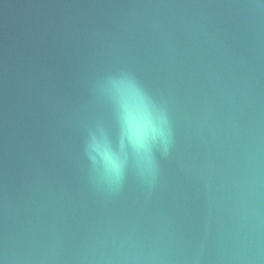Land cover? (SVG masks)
Returning <instances> with one entry per match:
<instances>
[{"label": "water", "instance_id": "obj_1", "mask_svg": "<svg viewBox=\"0 0 264 264\" xmlns=\"http://www.w3.org/2000/svg\"><path fill=\"white\" fill-rule=\"evenodd\" d=\"M119 70L173 140L112 188L84 142L121 151ZM0 264H264V0H0Z\"/></svg>", "mask_w": 264, "mask_h": 264}, {"label": "clouds", "instance_id": "obj_2", "mask_svg": "<svg viewBox=\"0 0 264 264\" xmlns=\"http://www.w3.org/2000/svg\"><path fill=\"white\" fill-rule=\"evenodd\" d=\"M94 93L104 98L113 111L121 151L113 146L107 130H89L84 153L93 164L97 179L112 188L123 182L130 149L141 178L154 181L157 172L155 150L167 155L173 131L167 111L130 71L104 74L93 85ZM97 131L99 134H97Z\"/></svg>", "mask_w": 264, "mask_h": 264}]
</instances>
